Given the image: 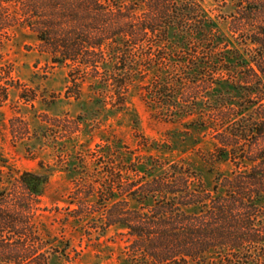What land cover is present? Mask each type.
Here are the masks:
<instances>
[{"label":"trees","instance_id":"trees-1","mask_svg":"<svg viewBox=\"0 0 264 264\" xmlns=\"http://www.w3.org/2000/svg\"><path fill=\"white\" fill-rule=\"evenodd\" d=\"M211 1L232 4L228 34L205 0H0V105L12 89L36 101L1 59L4 36L27 30L67 70V99L87 84L122 110L138 88L158 117L209 133V168H230L210 188L189 165L172 162L143 172L99 167L87 194L75 182L67 217L94 222L97 234L122 230L126 264H264V0ZM47 183L23 172L18 190L0 191V264H49L52 255L74 264L68 242L46 241L37 229L35 202Z\"/></svg>","mask_w":264,"mask_h":264},{"label":"rangeland","instance_id":"rangeland-1","mask_svg":"<svg viewBox=\"0 0 264 264\" xmlns=\"http://www.w3.org/2000/svg\"><path fill=\"white\" fill-rule=\"evenodd\" d=\"M203 6L219 32L228 34L232 4L218 7L205 0ZM4 37L2 62L12 69L24 97L35 95L36 101H22L19 91L12 89L0 105V191L18 190L23 172L48 178L35 202V222L44 240L62 238L69 243L70 262L126 264L128 238L122 230L97 234L90 231L94 222L67 217V203L76 191L73 184L82 180L86 188L82 193H90L99 167L114 163L143 172L151 162L182 163L200 175L206 188L217 172H229L227 165L209 168L202 161L212 147L209 133L187 121L158 117L138 88L129 92L122 110L112 109L98 88L87 84L81 86L78 99H67V70L49 62L33 34L14 29ZM64 263V257L50 256L49 264Z\"/></svg>","mask_w":264,"mask_h":264}]
</instances>
